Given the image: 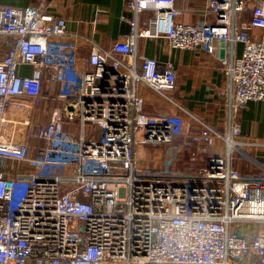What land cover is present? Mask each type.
<instances>
[{
  "label": "built area",
  "instance_id": "obj_1",
  "mask_svg": "<svg viewBox=\"0 0 264 264\" xmlns=\"http://www.w3.org/2000/svg\"><path fill=\"white\" fill-rule=\"evenodd\" d=\"M38 1L0 6V33L15 37L0 59V264H264V161L238 123L182 139L181 115L149 114L142 87L177 105V72L139 52L141 38L200 49L229 76L232 110L264 101V0H127L128 32L107 47ZM189 11L200 18L178 20ZM44 99L56 102L47 118L9 140L7 109ZM219 140L225 153L208 155ZM148 145L160 165L143 162ZM192 145L206 162L175 170Z\"/></svg>",
  "mask_w": 264,
  "mask_h": 264
},
{
  "label": "crops",
  "instance_id": "obj_2",
  "mask_svg": "<svg viewBox=\"0 0 264 264\" xmlns=\"http://www.w3.org/2000/svg\"><path fill=\"white\" fill-rule=\"evenodd\" d=\"M203 8L204 0H179L178 6ZM38 0H0V6L27 7L38 5ZM44 5L49 11L55 12L67 20V28L85 37H91L95 42L107 47L120 40L128 32L127 18L130 12L127 0H47ZM96 16L98 20L96 23ZM200 16L189 13L178 18L179 21H196ZM15 41V37L0 33V59ZM81 55L87 57L90 45L81 41ZM236 55H241L243 45L235 44ZM139 52L142 55L155 57L160 62H171L177 72L176 88L170 95L177 105L170 104L157 93L142 87L146 96V111L156 114L164 109H171L184 119L182 139L198 132L203 124H207L219 132H227L232 122L240 124L241 138L246 149L264 161V101H250L238 110L230 106V78L224 72L221 63L213 56L200 49H178L169 45L164 38H141ZM22 75H32L34 68L22 66ZM46 92V91H45ZM47 92L45 93V95ZM24 101V100H23ZM43 101V100H42ZM26 102V100H25ZM30 103V102H29ZM51 103L45 99L41 108L47 118ZM13 104L6 111L5 117L18 111ZM18 108V107H17ZM29 125H26V127ZM24 137H27L25 132ZM24 138V139H25ZM29 138V141L31 143ZM34 144L31 143V146ZM188 154L195 159V146L190 147ZM225 144L217 141L213 147L207 148V154L225 153ZM31 147V152L33 153ZM236 167L247 170L245 163L236 162Z\"/></svg>",
  "mask_w": 264,
  "mask_h": 264
},
{
  "label": "rangeland",
  "instance_id": "obj_3",
  "mask_svg": "<svg viewBox=\"0 0 264 264\" xmlns=\"http://www.w3.org/2000/svg\"><path fill=\"white\" fill-rule=\"evenodd\" d=\"M46 93V92H45ZM45 100V99H44ZM43 100V101H44ZM43 101L38 105H31L29 102H24L22 105H17L15 107L18 111L12 112V114L7 115V121L4 124L3 132L9 140H23L25 132H31L35 129L36 123L42 121L45 116L44 110L41 108ZM30 115L31 124L26 127L25 118L27 115ZM93 129L91 127L87 128V132H91ZM98 135H100V130H98ZM99 137V136H98ZM30 142V141H29ZM31 143H36L35 140H31ZM139 154L143 158V162L147 165H160L161 163V150L155 146L148 145L146 149L139 147ZM206 162V159L191 158V155L188 152L182 153L179 156L176 164L175 170L178 171H189L195 169ZM15 164V163H14Z\"/></svg>",
  "mask_w": 264,
  "mask_h": 264
}]
</instances>
